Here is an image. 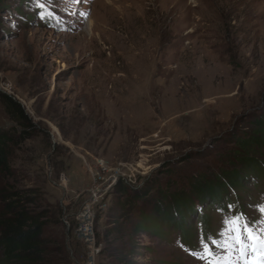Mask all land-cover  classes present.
<instances>
[{
    "label": "rangeland",
    "instance_id": "1",
    "mask_svg": "<svg viewBox=\"0 0 264 264\" xmlns=\"http://www.w3.org/2000/svg\"><path fill=\"white\" fill-rule=\"evenodd\" d=\"M0 92L32 122L11 163L22 187L60 208L57 262L108 264L107 218L126 230L139 212L176 218L180 197L193 202L184 222L193 247L163 221L161 235L127 233L121 262L204 264L200 242L219 239L224 220L264 221V178L243 172L225 205L194 190L242 173L246 157L264 167V0H0ZM0 129H20L1 103ZM94 172L131 184L121 180L126 193L116 195L109 180L92 208L90 255L77 228Z\"/></svg>",
    "mask_w": 264,
    "mask_h": 264
},
{
    "label": "trees",
    "instance_id": "2",
    "mask_svg": "<svg viewBox=\"0 0 264 264\" xmlns=\"http://www.w3.org/2000/svg\"><path fill=\"white\" fill-rule=\"evenodd\" d=\"M0 103L8 117L20 127L17 135L0 129V264H63L57 261L63 258L59 252H63L65 245L52 228L59 223L60 208L47 202L39 188L22 187L19 183L20 174L11 163L16 157L18 143L28 137L27 132L32 128V122L19 103L2 92ZM243 159L242 173L226 171L214 176L213 180L197 183L194 186L197 200L207 199L210 203L219 202L225 205L230 201L226 196L227 189L230 187L236 191L242 187L243 172L264 178V167L259 165L261 161L249 157ZM220 177L225 178V182H222ZM115 185L113 189L116 195L126 193V188L120 180ZM146 185L134 190L132 196L138 198L146 195ZM174 208L176 218H165L167 214L163 213V218L154 219L149 214L139 212V218L133 220L130 230L122 226L125 219L118 221V218H107L108 226L103 233L105 245L101 252L110 259L108 264H124L119 255L131 233L151 231L155 235H161L163 232L160 224H163V221L169 227L179 230V239L184 247H193V229L189 225L184 226L185 214L193 208L192 199L180 197L176 200ZM199 214L198 219L205 227L207 216L202 210ZM58 240L60 242H57Z\"/></svg>",
    "mask_w": 264,
    "mask_h": 264
},
{
    "label": "snow or ice",
    "instance_id": "3",
    "mask_svg": "<svg viewBox=\"0 0 264 264\" xmlns=\"http://www.w3.org/2000/svg\"><path fill=\"white\" fill-rule=\"evenodd\" d=\"M260 211L264 216V208ZM261 225H264V221ZM261 225L247 220L243 215L227 218L218 233L219 239L201 240V249L196 258L204 261V264H264V226ZM217 250L225 258L221 259ZM237 253L233 260V255Z\"/></svg>",
    "mask_w": 264,
    "mask_h": 264
},
{
    "label": "built area",
    "instance_id": "4",
    "mask_svg": "<svg viewBox=\"0 0 264 264\" xmlns=\"http://www.w3.org/2000/svg\"><path fill=\"white\" fill-rule=\"evenodd\" d=\"M92 172V171H91ZM95 173V172H94ZM99 177V184H91L88 189V194H86L85 199L82 201L84 205L82 207V211L80 213V218H84L85 223L77 228V236L80 238H84L85 242L89 244L90 247V255L93 252L91 234L87 232V222L90 216L91 207L96 205V199L101 194V191L107 185L108 179H116V180H125V184H129L130 178H126L125 176H113L110 175L105 179H102V176L99 173H95ZM131 184V182H130ZM81 228V229H80ZM91 260V259H90Z\"/></svg>",
    "mask_w": 264,
    "mask_h": 264
},
{
    "label": "bare ground",
    "instance_id": "5",
    "mask_svg": "<svg viewBox=\"0 0 264 264\" xmlns=\"http://www.w3.org/2000/svg\"><path fill=\"white\" fill-rule=\"evenodd\" d=\"M88 26H89V23H88ZM91 27V26H90ZM96 175V174H95ZM116 175V174H115ZM92 177V176H91ZM98 179H99V177H98ZM109 180H113V182L112 183H115L116 184V182L118 181V180H116V179H108V181H107V185L105 186V187H108V182H109ZM121 181V180H120ZM124 183H125V180H122ZM127 185H129V184H127ZM116 186V185H115ZM105 187H104V189H105ZM104 189L102 190V191H104ZM112 189V188H111ZM102 191H101V194L99 195V197L96 199V203L99 205V202L100 201H98L99 199L101 200L102 199ZM109 192H110V190H109ZM108 193V192H107ZM107 193H105V194H107ZM105 194H103V196L105 195ZM101 197V198H100ZM103 200V199H102ZM92 208H94V207H91V211H90V216H89V219H88V222H87V224H89V220H90V218H91V212H92ZM94 210V209H93ZM89 227H90V224H89ZM89 232V231H88ZM92 234V233H91ZM91 241H92V235H91ZM95 252V249L93 250V252L92 253H94ZM91 253V254H92Z\"/></svg>",
    "mask_w": 264,
    "mask_h": 264
},
{
    "label": "water",
    "instance_id": "6",
    "mask_svg": "<svg viewBox=\"0 0 264 264\" xmlns=\"http://www.w3.org/2000/svg\"><path fill=\"white\" fill-rule=\"evenodd\" d=\"M67 237L65 238V241H66Z\"/></svg>",
    "mask_w": 264,
    "mask_h": 264
}]
</instances>
